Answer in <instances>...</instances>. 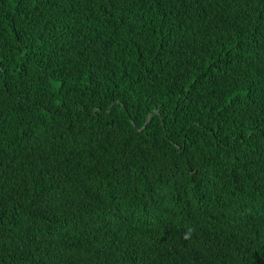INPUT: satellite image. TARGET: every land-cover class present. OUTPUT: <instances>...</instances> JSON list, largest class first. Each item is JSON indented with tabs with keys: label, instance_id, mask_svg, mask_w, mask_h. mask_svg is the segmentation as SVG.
Wrapping results in <instances>:
<instances>
[{
	"label": "trees",
	"instance_id": "1",
	"mask_svg": "<svg viewBox=\"0 0 264 264\" xmlns=\"http://www.w3.org/2000/svg\"><path fill=\"white\" fill-rule=\"evenodd\" d=\"M0 264H264V0H0Z\"/></svg>",
	"mask_w": 264,
	"mask_h": 264
}]
</instances>
